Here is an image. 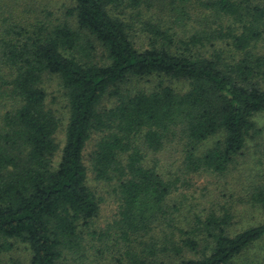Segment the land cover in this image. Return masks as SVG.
Wrapping results in <instances>:
<instances>
[{
	"label": "trees",
	"instance_id": "1",
	"mask_svg": "<svg viewBox=\"0 0 264 264\" xmlns=\"http://www.w3.org/2000/svg\"><path fill=\"white\" fill-rule=\"evenodd\" d=\"M71 2L73 23L0 5V264H20L16 244L29 264H264V222L235 227L264 215V143L258 172L240 167L263 133L264 0ZM52 76L64 123L46 104ZM175 146L176 176L146 165ZM203 175L233 181L229 201L203 198L183 228L169 201Z\"/></svg>",
	"mask_w": 264,
	"mask_h": 264
},
{
	"label": "rangeland",
	"instance_id": "2",
	"mask_svg": "<svg viewBox=\"0 0 264 264\" xmlns=\"http://www.w3.org/2000/svg\"><path fill=\"white\" fill-rule=\"evenodd\" d=\"M26 3L27 9L32 8L33 10L39 13L43 11L48 12L49 17L54 22H68L73 23V20L66 17L67 8L72 6L71 0H22ZM10 2L12 0H1L0 5L7 6L11 5ZM156 81V80H155ZM154 80H150V82H142L140 83L141 88H148L149 86H153L155 84ZM173 87L176 89L182 90L184 89V83H173ZM42 87L46 91V104L47 107L64 123V120L67 117V106L66 99L64 97V91L60 86V82L58 78L52 76L47 77L43 80ZM257 123L259 127L263 130L261 135L262 139L257 142H248L246 146V150H244V155L241 158L240 167L244 169H248V172L252 174H256L260 168V164L257 163V151L262 147L264 143V116L258 118ZM61 133H58V139L61 140ZM220 138V137H219ZM218 137L212 138L208 142H206L201 150L209 148L212 143H214ZM259 143V147L257 144ZM94 144V139L88 142L86 147V153L90 152ZM182 160L183 153L181 152L180 146H175L173 148H164L158 153H149L145 159L147 166H154L155 169L161 173L166 179L170 177L176 176L179 172L182 171ZM195 182L191 184H186L184 188L181 189L180 192L169 201V205H174L179 209L177 215L178 221L180 222L181 227L187 228V220H191L194 216V213L201 209L200 205L197 206V202L202 200L203 198H207L208 196H216L222 203L228 202L229 197L226 194L228 189H232V182H223L218 184L216 177L211 175H203L199 176L195 179ZM88 185L96 189L97 192L102 196L108 189V186L97 185L93 180H90ZM217 188H221L224 191H220ZM226 193V194H224ZM238 192H235L237 194ZM206 196V197H204ZM105 203L101 206L100 215L96 220L95 226L97 228H103L106 225V222L110 220V196L105 195ZM199 203V202H198ZM110 210V211H109ZM254 219L250 216L244 217L241 223L236 225L237 231L242 230L247 225H251L253 223H262L264 222V215L254 214ZM11 257L14 261H17L20 264H29V253L24 248L22 244H16L15 249L11 253Z\"/></svg>",
	"mask_w": 264,
	"mask_h": 264
}]
</instances>
